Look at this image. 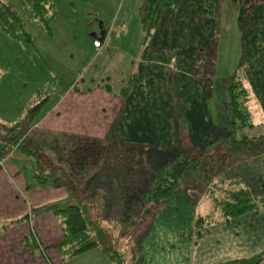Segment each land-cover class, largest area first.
Listing matches in <instances>:
<instances>
[{
  "label": "rangeland",
  "instance_id": "1",
  "mask_svg": "<svg viewBox=\"0 0 264 264\" xmlns=\"http://www.w3.org/2000/svg\"><path fill=\"white\" fill-rule=\"evenodd\" d=\"M4 1L23 14L33 46L26 44L22 37L11 39L0 30V124L7 127L21 125V129L27 130V134L43 135V140L50 135H60L58 138L61 145H65L69 139L76 142V145L102 141L101 157L81 174H88L80 178L81 186H131L134 193L146 191L152 187L150 184L153 175L158 173V164L166 158L172 159L179 150H187L191 154L214 152L209 156L214 164L222 162L226 166L225 179L239 178L257 197L264 194V140L251 149L234 150L226 156L228 149L219 145L221 141H226V136L221 139L217 127L209 124L203 134L192 130L181 98L176 93L179 66L175 60L176 54L181 52H178V46H175L178 53L170 55L171 59L164 64L168 69L165 80L162 81L153 74L149 76L144 72L140 76L138 73V63L144 51L148 58V50L151 48L149 45L155 33L154 31L143 47L140 11L146 0H47L56 12L51 23V35L41 29L37 22L29 19L30 13L25 11L23 0ZM218 4L220 18L215 22L211 18H202L191 28L188 35L183 31L184 43L181 49H189L184 46L190 39L197 47L196 51L198 48L205 51L207 46L216 44L212 95L207 99L202 95L201 100L208 101L207 109H211L213 115L210 120L214 123L217 122V109L222 105L223 79L231 70L237 68L240 61L241 76L253 99L250 105L252 120L255 125L260 126L259 131L263 133L264 111L254 105V86L248 82L246 74L250 77L258 71L264 78V4L253 9L241 36L236 24L238 7L226 0H221ZM176 40L179 41L178 37ZM205 41L208 42L207 45L204 44ZM166 47L172 50L174 46L169 44ZM196 51L193 57L195 61L199 59L200 63L194 64L192 73L198 69L199 74L204 75L207 73L205 64L207 61L208 67L210 57L207 60L202 56L204 51L198 54ZM205 53L211 54L208 51ZM161 60L165 61V58ZM182 70H185L184 66ZM134 73L140 76L141 87L128 92L127 96L121 95V89ZM157 82H161L163 86L165 84L169 99L171 94L176 93L189 129H184L182 121L179 122L180 125L173 124L172 130L169 129L165 101H162L161 95H153ZM149 83H154L153 90L148 91L151 104L139 107L138 96L135 97L134 94L139 92V95L147 96L145 93L149 89ZM252 83L254 85V81ZM106 84L110 85V93L103 89ZM202 92L207 91L202 89ZM42 101L34 113L29 115V110ZM130 101L132 111L127 106ZM185 101L189 108V103L186 99ZM169 105L171 109V102ZM170 113L173 119L171 110ZM207 115L208 113L205 117ZM121 120L131 123L128 132H133V137L127 138L129 141H120L114 135L115 125ZM47 128L56 131H49ZM212 129L213 132L210 133ZM110 131L124 145L111 146L105 141L104 138ZM207 132L212 134L215 145L205 147L201 142L199 144L198 141ZM1 140L2 138L0 264L23 263L29 257L27 253L33 257H42L41 260L48 259L51 264H115L100 249L79 256L61 255L58 249V244L63 240L60 220L50 212L41 211L66 197V191L57 186L64 180V176L59 178L61 174L56 175L58 182H53L51 178L47 184H38L37 179L32 180L35 175H45L50 170L31 169L29 165L37 161L33 155L28 156L22 150L12 152L10 146ZM169 147L171 151L165 150ZM60 152L59 158L62 161L71 152V148L67 147ZM71 170L76 171L74 166ZM54 172L58 171L54 169ZM94 174L97 177H93ZM88 178L90 180L86 182ZM26 180L35 183L27 189ZM205 187L204 181L189 179L183 188V194L175 198L174 208L147 213L140 218L137 215L132 217L139 218V222L134 229L128 230L126 243L130 247L133 244L136 254H140L142 242L139 236L151 232L154 220L161 215L173 216L181 221L183 246H179L177 259H183V264L189 258L190 247L194 248L198 244L196 241L199 242L198 264L213 263L229 253L230 257H241L264 249L263 211L250 214L239 223L233 221L228 230L216 227L210 231L207 229L203 239L198 241L194 222L198 217L204 219L211 211L210 203L204 195ZM111 202L118 205L121 200L115 198ZM108 204L110 202L105 201L102 206L106 207ZM111 217L116 218L114 215ZM100 222L104 227L108 226V223H103L102 220ZM165 226L172 227L168 222ZM118 230L119 226L115 232ZM166 231L171 232V228ZM29 234L34 235L37 247L31 246L23 253L21 248L24 244L21 239ZM129 236L135 238L132 240ZM30 242L32 245L33 241ZM120 249L121 246L117 250ZM121 251L126 259L125 251Z\"/></svg>",
  "mask_w": 264,
  "mask_h": 264
},
{
  "label": "trees",
  "instance_id": "2",
  "mask_svg": "<svg viewBox=\"0 0 264 264\" xmlns=\"http://www.w3.org/2000/svg\"><path fill=\"white\" fill-rule=\"evenodd\" d=\"M220 1L189 0L188 11L182 25L184 33L188 35L191 28L202 18H211L217 21L220 18L217 12ZM226 1L238 7L236 24L240 36L245 30L253 9L264 4V0ZM180 2L181 0L145 1L140 11L143 47L152 37L164 12L167 9L175 11ZM23 7L26 12L30 13L29 19L37 22L41 29L51 35V23L56 16L53 5L47 0H23ZM0 30L11 39L22 37L26 44L33 46L31 36L26 30V21L23 14L10 7L4 0H0ZM215 49L217 50L216 44L211 47L207 46L205 51L199 48L196 51L197 54L204 51L202 56L206 57L207 60L210 57L208 67L207 61L205 64L207 73L201 75L198 69H195L192 73L197 83L194 97L198 101L202 99V95L206 99L212 95V71H214V61L217 53ZM207 51L213 56L205 53ZM196 62L199 64L200 60L197 59ZM196 75L200 77L198 78ZM140 83V76L137 73L132 74L121 89V95L127 96L128 92L141 87ZM103 89L108 93L111 92L108 84L104 85ZM202 89L207 92H202ZM222 89L223 99L222 105L218 107V124H214L209 117L206 120L208 119L207 122L211 126L218 128V135L221 139L226 136V141H221L219 145L221 148L226 146L228 149L226 156H228L234 150L251 149L256 143L264 140V132L259 131L260 126L253 123L249 109L250 92L241 76L240 61L237 68L223 79ZM176 93L170 96L173 122L177 126L182 121L184 129H189L188 121L182 113ZM42 103L43 101L30 109L29 115L34 113ZM21 128H23L21 125L7 127L0 124V138H2L1 142L10 146L12 152L22 150L23 152L26 151L25 154L28 156L33 155L37 161L35 164L29 165L31 169L50 170L45 175H35L32 180L37 179L38 184L44 185L51 178L53 182H56V175L58 174H61L59 178L64 176V180L57 186L66 191V197L59 203H54L41 211L50 212L60 220L63 240L58 244V249L61 255L79 256L88 251L100 249L115 264H141L144 258L143 241L147 234L139 236L142 242L141 253L136 254L134 245L131 244L130 247V244L126 243L128 230L134 229L136 223L139 222L138 219L146 216L147 213H157L165 208H174L175 198L179 194H183V188L189 179L205 182L204 195L211 207L209 215L204 219L198 217L194 222V231L197 237H200L201 231L207 227L221 224L229 226L234 220L259 211L264 212V194L257 197L239 178L225 179L226 166L224 167L222 162L214 164L209 156L214 152L191 154L187 150H179V153L175 154L172 159L166 158L165 161L158 164L160 167H158V173L153 175L150 189L134 193V188H131V186H89L90 184L81 186L79 184L82 176H88L87 173L81 176L85 169L96 163L101 157L103 152L102 141L76 145V142L69 139L64 143L65 145H61L60 138L57 136H49L46 137V140H43V135L37 133L35 135L27 134V130ZM212 132L213 129L210 133ZM210 133L207 132L203 137L201 136L202 138L198 141L199 144L201 142L205 147L215 145L216 141L212 140V134ZM104 140H107L111 146L124 145L114 137L111 131ZM66 146L71 148V152L61 161L59 158L61 155L60 150H66ZM170 149L171 147L165 150L169 151ZM45 152L47 153L45 154ZM111 153L108 154L109 159ZM73 166L75 172L71 170ZM23 167L27 169L26 166ZM54 169L58 172H54ZM93 177H97V175L94 174ZM88 180L90 179L88 178L86 182ZM33 183L35 182L26 180L27 189ZM70 183H72V186ZM115 198H119L121 203L119 202L118 205L112 204L111 201ZM105 201L110 202V204L103 207L102 204ZM113 215L116 218H112ZM135 215L139 218H132ZM106 217L109 219H106ZM100 220L103 223H108V226L104 227ZM131 225L132 228H130ZM117 226H119V230L115 232ZM120 232H122L121 235H119ZM131 237L132 240L135 238V236H129L130 239ZM30 239L33 241L32 245ZM35 242L33 234H29L24 239V245L27 248L37 247ZM120 246L121 249L117 250ZM121 250L125 251L126 259ZM216 264H264V249Z\"/></svg>",
  "mask_w": 264,
  "mask_h": 264
},
{
  "label": "crops",
  "instance_id": "3",
  "mask_svg": "<svg viewBox=\"0 0 264 264\" xmlns=\"http://www.w3.org/2000/svg\"><path fill=\"white\" fill-rule=\"evenodd\" d=\"M188 7H189V0H181L180 5L178 6L176 11L167 9L164 12L155 30V33L153 35L151 45H149L151 46L150 50H148L149 59L145 57L147 53L144 51L143 57L138 63L139 64L138 73L140 74V76L144 72L147 73L149 76L153 74L157 76L158 79L162 81L165 80L167 73H168V69L166 66H164V64H166V62H169L173 53L176 54L179 51H181L179 52L178 55L176 54L177 59L175 60V62H177V65L179 66L177 78H176L177 91H178L177 94L181 98V102L183 104L187 118L190 121V124L192 125L191 126L192 130H194L195 133L198 132L199 134H203L204 132H206L205 131L206 127L209 126V123L207 122L208 119L206 120V118L207 117L212 118L213 114H212L211 109H207V105H206V103L208 102L207 100L201 101L203 99L202 98L200 100L201 102L197 103L196 102L197 100L194 97V91L197 86V83H196L195 78L192 76V68L194 67V64H195V58L193 57V55L197 47L194 46V44L192 43V39H190L189 42L185 44L184 46V47H188L189 49L187 51H185L184 49H181L182 43H184L183 42L184 35H182V32H183L182 18L188 11ZM214 22L212 21V24ZM177 37L179 41L176 40ZM207 43H208L207 41L204 42L205 45H207ZM169 44H172V46H174L172 50L166 47ZM175 46H178V52L176 51L177 48H175ZM182 51H183V54H180L182 53ZM162 58H165V61H162L161 60ZM161 61L163 62V64H161L162 63ZM183 66L185 67V70H182ZM234 70L235 69L231 70L227 76H229ZM246 76H247L246 79L248 80V82H250L251 86H254L253 87L254 94L256 96L255 97L256 102H254V105L258 106V108H261L264 111V78L258 71H255L253 73V76L248 77V74H246ZM252 81H254V85ZM152 87L154 88V83H151L149 86V89L146 91L145 94H147V96L139 95V92H136L134 94L135 97L138 96L139 103H140L139 107H142L143 105L151 104V96L149 92L153 90ZM154 91L155 92L153 93V95L157 93L161 95L162 101H165L166 109H167L166 111L167 120L166 121L168 123L169 129L172 130L174 122H173V119L170 113V110H171L170 105H169L170 99L168 98L169 94H168L167 87L165 86V84L163 86L161 82H157L155 84ZM90 92L92 91L90 90ZM185 99L189 103V106H190L189 108L185 104L186 103ZM252 102H253V99L251 98V94H250L249 109H250V105ZM130 103L131 101L129 102V105L127 104V106H128V110L132 111L133 107ZM211 107L212 105H210L209 108ZM205 113L206 114L208 113L206 117H205L206 115ZM216 114H217L216 123L218 124V109H217ZM126 120L118 121L114 128V135L120 141H129L127 138L133 137V132L131 131L132 134L128 132V129L131 123H127L128 120L127 121ZM47 129L49 131H56L51 128H47ZM153 131L155 130L153 129ZM54 136H57V135H54ZM50 137H53V135H50ZM57 137H60V135ZM248 216L249 215L245 217H248ZM243 218L234 220V222L239 223V221ZM177 219L178 218L173 217V216H166V217L161 216V215L157 216V218L154 220L153 228L151 232L147 234V236L145 237L143 241L144 258L141 264H183V259H179V260L177 259V257H179L178 253H180V247L183 246V242H182L183 241L182 240V235H183L182 230L183 229H181L182 224H181V221ZM167 222L172 227H166L165 224ZM232 223L233 221L231 222L229 226L221 224L217 226L207 227L203 231H201V235L197 239L198 241L203 239V236L205 235L204 231L207 229L210 231V229L216 227L218 229L221 228V229L228 230L231 228ZM170 228H171V232H167L166 230ZM221 231H224V230H221ZM213 233L216 234V232H213ZM26 237H24L23 240L21 239L23 244H24V239ZM188 241H189V238H188ZM196 243H195L196 245L193 246L194 248L190 247L191 250H190L189 258L185 260V264H198L197 253L199 250L198 248L199 242L196 241ZM27 249L29 248H27L25 245L24 247L21 248L23 253H25L24 250H27ZM27 255L29 256L27 257V261L23 263H18V264H51L49 261H47V259L41 260L42 257L41 258L33 257L29 253H27ZM237 257H240V256L230 257V253H229L226 255V257H222V259L218 261H213V263H209V264H216L218 262L232 259V258H237ZM30 259H34V260L31 261Z\"/></svg>",
  "mask_w": 264,
  "mask_h": 264
}]
</instances>
